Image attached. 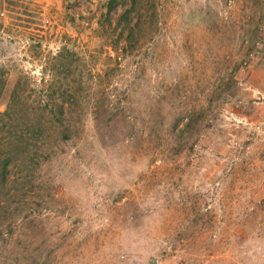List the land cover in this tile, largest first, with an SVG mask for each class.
Instances as JSON below:
<instances>
[{
  "label": "rangeland",
  "instance_id": "1",
  "mask_svg": "<svg viewBox=\"0 0 264 264\" xmlns=\"http://www.w3.org/2000/svg\"><path fill=\"white\" fill-rule=\"evenodd\" d=\"M108 2L0 0V264H264V0Z\"/></svg>",
  "mask_w": 264,
  "mask_h": 264
},
{
  "label": "trees",
  "instance_id": "2",
  "mask_svg": "<svg viewBox=\"0 0 264 264\" xmlns=\"http://www.w3.org/2000/svg\"><path fill=\"white\" fill-rule=\"evenodd\" d=\"M117 1L118 0H109V2H108L109 11H111L113 9V7L115 6ZM130 11H131L130 9H127L125 11L124 15L121 17V21L124 20V19L128 20ZM130 28H131V31L129 33V38L132 40V37L130 35H132V31L134 32V29H133L132 26ZM8 113H10V109H8ZM193 121H194V118H192L189 122H187V127H191L193 125ZM64 136H70V135L69 134H64ZM5 162H6V164L4 165V169L2 171V174H3L4 177H5L6 172H7L6 165L10 162V159H6Z\"/></svg>",
  "mask_w": 264,
  "mask_h": 264
},
{
  "label": "water",
  "instance_id": "3",
  "mask_svg": "<svg viewBox=\"0 0 264 264\" xmlns=\"http://www.w3.org/2000/svg\"><path fill=\"white\" fill-rule=\"evenodd\" d=\"M155 261V259H153V262Z\"/></svg>",
  "mask_w": 264,
  "mask_h": 264
}]
</instances>
